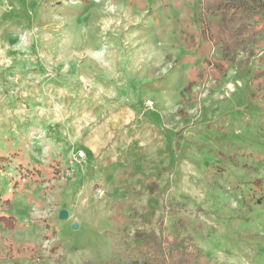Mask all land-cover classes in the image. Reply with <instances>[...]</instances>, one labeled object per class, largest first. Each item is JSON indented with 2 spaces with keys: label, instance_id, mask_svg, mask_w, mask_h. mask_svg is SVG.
Returning a JSON list of instances; mask_svg holds the SVG:
<instances>
[{
  "label": "rangeland",
  "instance_id": "374dc122",
  "mask_svg": "<svg viewBox=\"0 0 264 264\" xmlns=\"http://www.w3.org/2000/svg\"><path fill=\"white\" fill-rule=\"evenodd\" d=\"M200 5L0 0V264H264V43L223 71Z\"/></svg>",
  "mask_w": 264,
  "mask_h": 264
},
{
  "label": "trees",
  "instance_id": "16d2710c",
  "mask_svg": "<svg viewBox=\"0 0 264 264\" xmlns=\"http://www.w3.org/2000/svg\"><path fill=\"white\" fill-rule=\"evenodd\" d=\"M199 1L205 16L211 20L202 25L207 31L203 34L212 41L211 57H216L220 63L215 64L223 68V71L234 66L239 45L247 48L259 40L264 43V0ZM47 173L55 172L48 170ZM4 203H8L7 200L0 198V208ZM2 229H14V219L0 212V230ZM141 240V264L207 263L204 255L192 244L180 242L177 238L168 242L149 233Z\"/></svg>",
  "mask_w": 264,
  "mask_h": 264
},
{
  "label": "water",
  "instance_id": "95a60500",
  "mask_svg": "<svg viewBox=\"0 0 264 264\" xmlns=\"http://www.w3.org/2000/svg\"><path fill=\"white\" fill-rule=\"evenodd\" d=\"M65 216H66L65 212L61 211V212L59 213V218H60V219L65 218ZM75 227H76L75 225L72 226V228H75Z\"/></svg>",
  "mask_w": 264,
  "mask_h": 264
},
{
  "label": "built area",
  "instance_id": "2783aa9c",
  "mask_svg": "<svg viewBox=\"0 0 264 264\" xmlns=\"http://www.w3.org/2000/svg\"><path fill=\"white\" fill-rule=\"evenodd\" d=\"M77 157L79 160H84V155L83 154H77Z\"/></svg>",
  "mask_w": 264,
  "mask_h": 264
}]
</instances>
